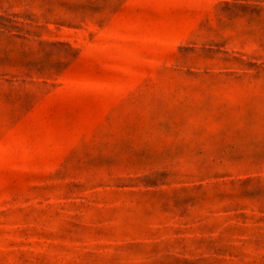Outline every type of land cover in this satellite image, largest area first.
<instances>
[{"label": "rangeland", "instance_id": "1", "mask_svg": "<svg viewBox=\"0 0 264 264\" xmlns=\"http://www.w3.org/2000/svg\"><path fill=\"white\" fill-rule=\"evenodd\" d=\"M0 264H264V0H0Z\"/></svg>", "mask_w": 264, "mask_h": 264}]
</instances>
